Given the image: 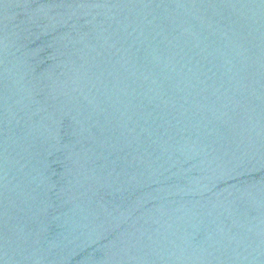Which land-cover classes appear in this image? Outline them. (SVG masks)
Wrapping results in <instances>:
<instances>
[{
	"label": "water",
	"instance_id": "95a60500",
	"mask_svg": "<svg viewBox=\"0 0 264 264\" xmlns=\"http://www.w3.org/2000/svg\"><path fill=\"white\" fill-rule=\"evenodd\" d=\"M0 264H264V0H0Z\"/></svg>",
	"mask_w": 264,
	"mask_h": 264
}]
</instances>
